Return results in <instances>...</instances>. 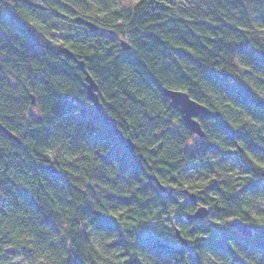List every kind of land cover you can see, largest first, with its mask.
Wrapping results in <instances>:
<instances>
[{
  "label": "trees",
  "instance_id": "obj_1",
  "mask_svg": "<svg viewBox=\"0 0 264 264\" xmlns=\"http://www.w3.org/2000/svg\"><path fill=\"white\" fill-rule=\"evenodd\" d=\"M0 122V264H264V0H0Z\"/></svg>",
  "mask_w": 264,
  "mask_h": 264
},
{
  "label": "water",
  "instance_id": "obj_2",
  "mask_svg": "<svg viewBox=\"0 0 264 264\" xmlns=\"http://www.w3.org/2000/svg\"><path fill=\"white\" fill-rule=\"evenodd\" d=\"M76 22H79L81 24H84L89 27L91 31L98 30L99 26L94 23L93 21H90L88 19H85L82 16H77L74 19ZM122 46L125 49L130 48V44L127 43L125 40H122ZM61 52H64L68 58L75 59V55L68 47H61ZM81 66L84 65V62L79 60L78 61ZM86 71V77H85V88L87 90V93L92 100V102L95 105V108L97 112L100 114L102 120L104 123L109 125L111 128H113L114 132L116 133L117 137L120 139V141L123 143V145L130 151H134V142L130 136H126L122 130L115 124L114 118L105 110L102 102L99 99L98 94V84L95 81V79L91 76V74ZM165 95L170 99L171 106L177 108L181 114L182 120L187 128H189L192 132L196 133L198 136L203 137L205 135V129L203 128L201 122L199 121V116H216L219 115L218 111H214L210 109L207 105L193 99L190 94L184 90L181 89H174V88H165L164 90ZM32 100L35 101L34 96H32ZM0 129L3 130L5 133H7L12 138L19 141V138L13 134L7 127H5L0 122ZM47 169L57 172V169L54 164H49L46 166ZM152 178L155 179L158 184L160 185L162 190H165L166 187L163 185L158 177L156 175H152ZM190 200L192 202H196L197 195L195 193H189ZM209 214V209L205 205H200L197 207L196 211L194 213H191L188 215L189 219L192 218H204ZM232 225L236 227L238 232H240L243 235L251 236L253 234V231L242 221L235 220L232 222ZM176 236L178 237L181 244H188V240L182 235L180 229L176 228ZM158 246H166L167 243L162 242H156Z\"/></svg>",
  "mask_w": 264,
  "mask_h": 264
},
{
  "label": "rangeland",
  "instance_id": "obj_3",
  "mask_svg": "<svg viewBox=\"0 0 264 264\" xmlns=\"http://www.w3.org/2000/svg\"><path fill=\"white\" fill-rule=\"evenodd\" d=\"M60 45H61L60 43H56V44H55V46H56V47H58V46H60ZM196 136H197V138H199V137H200V136H198L197 134H196ZM208 209H209V207H208ZM209 216H210V213H209V214H208V215L205 217V218H206V220H209V219H210V217H209ZM205 218H204V219H205ZM231 220H232V219H231ZM232 221H234V220H232Z\"/></svg>",
  "mask_w": 264,
  "mask_h": 264
}]
</instances>
